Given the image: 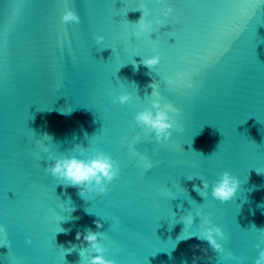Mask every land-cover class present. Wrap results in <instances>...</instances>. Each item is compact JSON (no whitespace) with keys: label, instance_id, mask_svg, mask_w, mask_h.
<instances>
[{"label":"water","instance_id":"water-1","mask_svg":"<svg viewBox=\"0 0 264 264\" xmlns=\"http://www.w3.org/2000/svg\"><path fill=\"white\" fill-rule=\"evenodd\" d=\"M141 5L151 23L136 37ZM69 8L80 23H62ZM157 54L153 68L142 63ZM121 94L130 100L114 103ZM155 99L179 110L169 114L182 130L162 143L135 121ZM76 144L119 165L106 193L82 197L46 171L50 153L80 156ZM255 169L264 171V0H0V264H86L76 233L87 228L105 234L117 264H254L264 238ZM225 170L240 187L221 202L211 185ZM202 221L222 228V251L198 237Z\"/></svg>","mask_w":264,"mask_h":264},{"label":"clouds","instance_id":"clouds-1","mask_svg":"<svg viewBox=\"0 0 264 264\" xmlns=\"http://www.w3.org/2000/svg\"><path fill=\"white\" fill-rule=\"evenodd\" d=\"M142 12V16L136 23L139 25L138 30L134 33L136 37H140L146 29L150 26V21L147 17L151 15L150 9L147 5H141L138 8ZM173 12L171 6H167L163 12V16L167 17ZM61 21L64 24L68 23H80L81 17L76 11L67 9L64 11ZM157 24H162L160 19L156 20ZM97 43L104 41L103 35L95 37ZM160 62V56L152 55L142 60V63L153 68ZM136 64V62L134 63ZM187 72L177 73L176 78L169 77L167 83L169 85H175L177 81H183L184 77L188 76ZM153 88L152 94L159 95L155 92L157 87L156 83L150 85ZM187 87H192L191 81H188ZM130 100V94H121L113 97V102H119L121 105L127 103ZM154 109V110H153ZM179 110L171 104L161 105L159 99L152 101V107L146 108L137 112L135 115V121L142 128L149 132H154L157 142H164L170 139L172 136V130L181 131L177 126V121L174 116H171L170 112H178ZM50 138V137H49ZM87 149L81 145L76 144L72 149V153L79 152L81 155H60L54 156L49 154L52 163L48 165L46 171L51 173L57 180L62 181L65 186L77 187L79 189V195L91 194L93 192L104 194L108 191V184L116 179L120 173L119 165L113 160V158L102 151H96L90 155H85ZM152 167L151 163L147 165V168ZM258 175L264 174V171L255 169ZM240 187V180L237 176L230 171H223L219 178L216 179L211 185V196L221 202H227L236 196ZM207 182L203 181V188L198 192L201 196L207 197L209 195ZM75 211V208L69 205L68 212ZM97 228L102 227L100 221H94ZM7 229L5 225H0V232L6 233ZM264 237V229L259 230ZM105 234L103 232L94 231L91 228L77 231L76 239L83 242H87L89 247L82 248L80 252L81 260H85L86 264H117L116 260L106 258L105 253L108 249L100 242ZM198 237L208 243V245L216 252H220L223 249V244L217 237L224 238V232L221 227L211 224L208 221H202L199 224ZM28 243H31L29 238ZM261 244H264V238L256 244V248L259 249L258 256L255 259L254 264H264V248H261Z\"/></svg>","mask_w":264,"mask_h":264}]
</instances>
